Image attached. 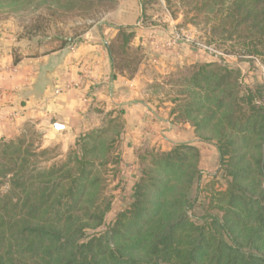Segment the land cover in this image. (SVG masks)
I'll list each match as a JSON object with an SVG mask.
<instances>
[{
  "label": "trees",
  "instance_id": "trees-1",
  "mask_svg": "<svg viewBox=\"0 0 264 264\" xmlns=\"http://www.w3.org/2000/svg\"><path fill=\"white\" fill-rule=\"evenodd\" d=\"M137 1L143 24L158 0ZM178 2L183 22L203 23L210 40L229 42L264 65V0ZM135 35L134 26L121 25L107 43L114 75L137 73L142 54ZM73 38L60 34L57 46L31 56ZM238 75L211 61L168 82L177 91L169 120L214 141L225 162L227 187L212 190L197 221L188 215L198 175L194 146L139 148L131 201L105 227L112 204L107 174L118 164L113 143L124 125L119 115L92 109L100 124L79 132L64 153L57 145L42 147L30 123L1 136L0 264H264V84L241 85Z\"/></svg>",
  "mask_w": 264,
  "mask_h": 264
},
{
  "label": "rangeland",
  "instance_id": "rangeland-1",
  "mask_svg": "<svg viewBox=\"0 0 264 264\" xmlns=\"http://www.w3.org/2000/svg\"><path fill=\"white\" fill-rule=\"evenodd\" d=\"M120 2L126 4L132 1L0 0V37L6 39L8 56L13 52L15 57L42 54L58 45L55 38L60 34L74 37L67 45L69 50H74V43L82 40V36L94 24L104 22L102 19ZM49 9L57 10V13L52 15ZM147 13L148 17L142 24V43L136 45L133 42V46L139 47L142 54L137 71L142 78L137 81L136 93L130 99L134 102L142 101V117L146 119H142L139 112L134 111L129 116L132 123L128 124L126 118L129 113H126L125 101L114 103L102 98L101 101L96 100L89 88L84 91L82 98L85 112L91 116L86 121L79 122L81 132L85 133L100 124L101 114L93 112L94 108L101 109L102 112L112 111L114 115L121 117L124 124L120 137L113 143L118 164H110L107 174L108 193L112 197V204L105 217V227L131 201V186L137 178L136 160L139 148L154 147L160 151H169L177 144H186L199 150L198 175L188 192V198L193 203L188 215L194 221L206 212L212 190H223L227 187L225 162H221L215 142L200 140L195 136L192 127L169 120V111L174 106L170 100L177 95L176 86L168 83L170 79L175 80L179 71L184 74L186 68L195 64L213 61L237 69L241 85L253 87L257 83L264 84V65L260 58L247 55L238 47L231 48L229 42L210 40L203 23L195 25L183 22L182 6L178 0H170L167 5L164 0H158L152 3ZM177 33H183L184 39L173 40ZM192 40L211 46L219 53L211 54L195 45ZM0 68H3L2 63ZM4 68L7 69L6 66ZM30 124L41 133L42 147L57 145L59 151L64 153L78 138L77 136L71 142L73 136L65 135L49 140L44 137V129L38 124ZM74 124L78 126L72 122ZM137 127L139 132L133 130ZM20 131H23V127L17 132ZM0 190L5 191L6 186H0Z\"/></svg>",
  "mask_w": 264,
  "mask_h": 264
},
{
  "label": "crops",
  "instance_id": "crops-1",
  "mask_svg": "<svg viewBox=\"0 0 264 264\" xmlns=\"http://www.w3.org/2000/svg\"><path fill=\"white\" fill-rule=\"evenodd\" d=\"M131 1L120 2L102 19L104 22L94 24L82 40L74 43V50L66 46L45 55L18 56L19 59L13 62V53L8 56L6 39L0 37V64L3 67L0 68V137L16 133L27 123H35L44 129V137L49 140L72 135L70 141H74L82 131L81 121L91 116L85 112L82 103L87 88L96 100L125 101L128 124L132 123L129 116L134 111L146 119L142 117V101H130L136 93L137 81L142 78L140 72L130 79L114 75L106 49L121 25L134 26L137 31L133 42L136 45L142 43V26H135L140 17V6L137 0ZM78 80L79 87L64 89L65 84ZM58 88L61 91L56 92ZM57 124L60 127L57 128ZM133 130L140 131L138 127Z\"/></svg>",
  "mask_w": 264,
  "mask_h": 264
},
{
  "label": "built area",
  "instance_id": "built-area-1",
  "mask_svg": "<svg viewBox=\"0 0 264 264\" xmlns=\"http://www.w3.org/2000/svg\"><path fill=\"white\" fill-rule=\"evenodd\" d=\"M136 26H142V22L141 21H138V23L136 24ZM183 33H177L176 35H175V37H174V39L173 40H178V39H184V35H182ZM186 41H189V39H185ZM193 41V40H192ZM193 43L195 44V45H197L198 47H200V48H202L203 50H205V51H208L209 53H211V54H218L219 52H217L216 50H214L211 46H207V45H205V44H202V43H200V42H198V41H193ZM79 85H80V82H79V80L78 81H76V82H73V83H70V84H65L64 85V89H69V88H77V87H79ZM56 92H59V91H61L59 88L58 89H56L55 90Z\"/></svg>",
  "mask_w": 264,
  "mask_h": 264
},
{
  "label": "water",
  "instance_id": "water-1",
  "mask_svg": "<svg viewBox=\"0 0 264 264\" xmlns=\"http://www.w3.org/2000/svg\"><path fill=\"white\" fill-rule=\"evenodd\" d=\"M56 127L58 128V127H60V125L57 124Z\"/></svg>",
  "mask_w": 264,
  "mask_h": 264
}]
</instances>
